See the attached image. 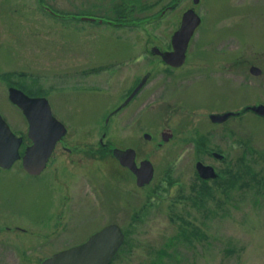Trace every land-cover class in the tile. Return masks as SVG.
<instances>
[{"label":"rangeland","instance_id":"374dc122","mask_svg":"<svg viewBox=\"0 0 264 264\" xmlns=\"http://www.w3.org/2000/svg\"><path fill=\"white\" fill-rule=\"evenodd\" d=\"M45 3L49 12L39 0H0V114L14 132L26 131L23 114L8 100L16 80L26 92L46 95L67 126L70 148L88 144L93 155L68 153L57 143L38 176L28 175L20 161L0 168V264H40L112 223L126 234L112 264H264V119L246 113L230 122L229 134L207 116L264 103V75L248 71L252 64L264 69V0ZM191 5L202 21L183 65L167 68L150 49L170 47L179 15ZM83 15L120 17L114 20L120 23H91ZM234 60L244 62V72ZM83 67L103 68L87 75V83L101 80L102 90L69 87L80 77L70 74ZM148 70L145 88L103 129L133 73ZM64 80L68 86L54 87ZM168 129L174 134L164 142L161 132ZM86 130L91 137L82 140ZM128 147L138 164L153 162L148 185L138 187L111 151ZM216 149L225 160L209 156ZM197 159L215 170L232 164V177L222 171L235 183L224 187L208 179L211 192L199 197Z\"/></svg>","mask_w":264,"mask_h":264},{"label":"water","instance_id":"95a60500","mask_svg":"<svg viewBox=\"0 0 264 264\" xmlns=\"http://www.w3.org/2000/svg\"><path fill=\"white\" fill-rule=\"evenodd\" d=\"M195 3L198 0H194ZM181 23L171 37L172 50L154 52L160 54L163 61L173 66H180L185 60L186 49L193 30L199 24V16L192 8H188L181 16ZM144 80L140 81L137 88L132 91L126 104L140 88ZM8 98L15 103L25 115L28 129L27 135L31 143L27 145L22 155L19 154V145L22 137L14 135L12 129L0 115V166L9 167L16 159L22 157V166L30 173H38L45 168V163L55 147V143L65 135L66 127L51 112L50 104L46 97L29 96L21 89L9 86ZM247 109L264 116V105H246L242 110L225 111L224 113L209 114L212 121L224 120L231 115L240 114ZM146 138L150 136L145 134ZM168 136L163 133V139ZM119 163L126 166L136 174V184L139 186L148 183L153 176V164L147 159H142L139 166L135 162L134 149H114ZM196 169L202 177H215L216 174L210 165L196 162ZM123 236L117 224L106 225L101 230L91 234L86 241L70 248L59 250L43 259L41 264H107L113 257L117 248L123 243Z\"/></svg>","mask_w":264,"mask_h":264},{"label":"flooded vegetation","instance_id":"af4514ba","mask_svg":"<svg viewBox=\"0 0 264 264\" xmlns=\"http://www.w3.org/2000/svg\"><path fill=\"white\" fill-rule=\"evenodd\" d=\"M42 6H44V5H42ZM41 6V7H42ZM168 7H170V6H168ZM43 11H45V9H44V7H42L41 8ZM163 12V11H162ZM162 14V13H161ZM182 14V13H181ZM181 14L179 15V17H178V24H177V26L176 27H178V25L180 24V17H181ZM117 19H118V17H117ZM84 20V19H83ZM114 20H116V18L114 17V19L113 20H111V19H109L108 17L107 18H105V19H102V20H99V19H94L93 20V18L92 19H88V20H86L87 22H97L98 24H103V23H106V24H111V25H114V24H116V23H120V22H118V21H114ZM142 21V20H141ZM144 21V20H143ZM148 43V38H147V40H146V42H145V46H144V54L145 53H147L148 52V48H147V44ZM170 43V42H169ZM170 45V47H168V49H170L171 48V43L169 44ZM167 49V50H168ZM229 60V58H226V61H228ZM226 61L224 60L223 62H224V65H225V63H226ZM245 61V60H244ZM237 62H239V61H237V60H234L233 62H232V64L233 63H236L237 64ZM241 63H244L243 61H241L240 63H239V70H238V72L239 71H241V72H244L243 70L246 68H242L241 67ZM167 66V65H166ZM256 66V69H252V67H255ZM168 68L170 67V68H172V69H176L175 67H171V66H167ZM95 69V70H94ZM94 69H91V70H89V68H86V67H83L82 69H80L77 73H74V74H70V75H74V76H76V77H78V75L80 76L79 78H77V80H75V79H73V81H68L69 82V87H73V86H75V87H81V89H84V88H90V89H97V90H100L101 89V80H98V79H96L97 81H95V83L93 82V83H87L88 82V80H89V78H87V75H94V74H99V71L101 70V69H103V68H100V67H98V68H94ZM264 69L262 68V67H259L258 65H256V64H252V65H250V67L248 68V71L252 74V75H256V76H261V75H264V71H263ZM89 71H91L92 73H89ZM65 75H69V74H65ZM151 70H148V72L146 71V72H144V73H142V74H137V75H135L134 73H133V79L132 80H130V82H129V85L127 86V89L125 90V92H124V94L122 95V101L119 103V104H117V106L115 107V108H113V109H111L108 113H107V115L104 117V119H103V123L100 121L101 119H98L97 121H98V123H99V125L101 126L102 124H103V129H105L106 127H107V124H108V122L110 121L109 119H111L115 114H117V112H119L120 110H122L123 108H125V107H127L128 106V104H130L133 100H135L136 99V97L138 96V94L145 88V86L147 85V83H148V81H149V79L151 78ZM75 78V77H74ZM97 78V77H96ZM94 79V78H93ZM75 80V81H74ZM142 80H144L143 81V83L141 84V86H140V88L138 89V91L131 97V99H129L128 100V102H127V104L125 105V106H122V107H120V108H117L122 102H124L126 99H128V96H129V94L132 92V90L133 89H135V88H137L136 86L140 83V81H142ZM227 80V79H226ZM65 82H62V84H60V85H55L54 87H56V88H62L64 85H63V83L66 85V80H64ZM91 82V81H90ZM223 82H225L224 80H223ZM222 83V82H221ZM66 86H68V85H66ZM102 90V89H101ZM96 94V93H95ZM98 95L100 96V93H98ZM257 102H259V101H257L256 100V102H254V103H257ZM247 104V103H246ZM245 104V105H246ZM245 105H243V106H245ZM242 106V107H243ZM117 108V109H116ZM116 110V111H115ZM225 110H232L231 108H225V109H223V110H221V111H217V112H223V111H225ZM250 114H252V113H250ZM236 118H238V117H229V118H226L225 120H223V121H220V122H215V124H217V125H222V126H226V127H229V131H228V133L229 134H232L233 133V127L232 126H230L231 125V121L232 120H236ZM102 123V124H101ZM214 123H213V125H215ZM87 132V130L85 131V133ZM89 134H90V137H91V132H90V130L86 133V135L85 136H83L82 137V140H86V138H88V136H89ZM104 134H106V133H104ZM173 134H174V131H172V136H173ZM66 135V134H65ZM84 135V134H83ZM64 137L65 136H63L59 141H57V143H59V144H61L62 146H63V148H66V151L68 152V153H71V152H77V153H80V154H82L83 156H88V157H90V156H92L93 155V153H91L92 152V148L90 147V146H88V144H87V147H81V148H77L76 147V149L75 148H70L69 147V145L66 143V141H64ZM172 138V137H171ZM23 141H24V139H23ZM99 142H100V148H103V147H105L104 145H106L107 143H104V142H102V140L100 139L99 140ZM27 143H29V141H25V142H23V145H25V144H27ZM56 143V144H57ZM69 147V148H68ZM105 149H106V151L108 152V150L110 149L109 148V146L108 147H105ZM45 169H43V170H41L40 172H38V173H34V174H32V173H28V172H26L28 175H30V176H33L34 177V175H36V176H38V175H40V174H42L43 173V171H44ZM8 228V227H7Z\"/></svg>","mask_w":264,"mask_h":264},{"label":"trees","instance_id":"16d2710c","mask_svg":"<svg viewBox=\"0 0 264 264\" xmlns=\"http://www.w3.org/2000/svg\"><path fill=\"white\" fill-rule=\"evenodd\" d=\"M147 5V4H146ZM18 83L19 82H15V84L16 85H18ZM27 92H30L29 90H27ZM32 92H30V94H31ZM201 136V135H200ZM198 138H200L198 141H199V145H200V147H202V146H204L205 147V144H206V141H207V139H205L204 138V140H201V137H198ZM217 181H218V184L219 185H221V186H224V187H228L229 185L231 186V185H233L235 182H234V180L235 179H233V178H230V179H228V181H222V180H220V179H216ZM201 182H202V185L199 187V193H198V196L199 197H201V196H203L202 194H204V195H207V194H209L211 191H210V186H209V184L207 183V181H205V180H202L201 179ZM202 193V194H201ZM198 197H196V199H197ZM195 199V200H196ZM197 204V203H196ZM193 230V229H192ZM198 233L200 234V233H202V232H199V230H196V229H194L193 230V232L191 233V234H193V235H198Z\"/></svg>","mask_w":264,"mask_h":264}]
</instances>
